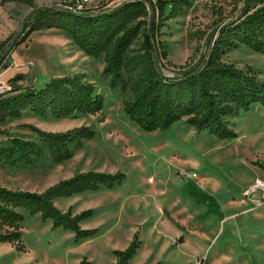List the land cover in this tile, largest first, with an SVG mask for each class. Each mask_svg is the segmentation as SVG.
I'll use <instances>...</instances> for the list:
<instances>
[{
	"label": "rangeland",
	"instance_id": "374dc122",
	"mask_svg": "<svg viewBox=\"0 0 264 264\" xmlns=\"http://www.w3.org/2000/svg\"><path fill=\"white\" fill-rule=\"evenodd\" d=\"M81 1L80 6L96 8L121 0ZM189 1L161 29L168 70L205 55L213 28L237 15L244 0ZM62 2L34 0L40 6ZM31 9L22 1L0 0V42L20 29ZM170 10L167 5L166 13ZM222 59L250 67L264 80V52L242 44L225 49ZM104 66L103 54L90 56L67 31L47 28L34 31L1 71L0 92L11 87L16 75L23 76L20 83L40 88L52 77L81 72L105 102L94 115L76 112L58 118L25 111L21 118L0 122L5 131L0 148L14 136L37 140L28 124L54 132L78 126L95 130L93 138L60 162L25 166L0 158V185L42 192L89 170L122 172L125 179L111 188L54 199L62 211L93 209L80 223L83 229H98L91 236L77 239L75 231L23 210L24 248L0 242V264H80L84 256L93 264H113V250L125 249L136 232L142 243L129 264H264V192L250 193L257 180H264V105L253 103L231 118L236 137L197 131L185 119L165 130L146 131L124 112V93L110 87ZM181 236L186 242L175 246Z\"/></svg>",
	"mask_w": 264,
	"mask_h": 264
},
{
	"label": "trees",
	"instance_id": "16d2710c",
	"mask_svg": "<svg viewBox=\"0 0 264 264\" xmlns=\"http://www.w3.org/2000/svg\"><path fill=\"white\" fill-rule=\"evenodd\" d=\"M18 1L32 9L20 29L0 42V73L9 66L12 52L34 31L60 28L88 55H104V74L110 87L123 91L124 112L146 131L165 130L185 119L197 131L221 138L236 137L231 118L253 103L264 105V80L258 79L250 67L222 59L225 49L242 44L264 52V0H244L237 15L213 28L205 55L195 63L170 70L168 46L160 38L161 29L166 19L190 5L189 0H121L96 8L80 6L81 0L41 6L34 0ZM167 5H171L169 13L165 11ZM22 79V75H16L10 79L11 87L0 92V122L21 118L25 111L59 118L76 112L94 115L104 107V95L96 91L84 73L52 77L40 88L20 83ZM28 126L38 139L11 137L10 144L0 148V158L25 166L60 162L71 157L83 140L95 135L89 126L59 132ZM4 132L0 129V137ZM260 164L264 167V163ZM124 179L122 172L89 170L62 179L42 192L0 185V242L24 248L23 210L40 213L54 227L75 231L77 239L95 234L97 228L83 229L80 224L93 215V209L62 211L54 199L100 186L111 188ZM179 240L183 241V236ZM141 243L136 232L125 249L113 250V264H129ZM80 264L93 262L84 256Z\"/></svg>",
	"mask_w": 264,
	"mask_h": 264
},
{
	"label": "built area",
	"instance_id": "2783aa9c",
	"mask_svg": "<svg viewBox=\"0 0 264 264\" xmlns=\"http://www.w3.org/2000/svg\"><path fill=\"white\" fill-rule=\"evenodd\" d=\"M257 189H261L264 192V180H257L251 187L250 193H254ZM264 208V199L261 205Z\"/></svg>",
	"mask_w": 264,
	"mask_h": 264
},
{
	"label": "crops",
	"instance_id": "0c3cea01",
	"mask_svg": "<svg viewBox=\"0 0 264 264\" xmlns=\"http://www.w3.org/2000/svg\"><path fill=\"white\" fill-rule=\"evenodd\" d=\"M257 209V208H256ZM187 240V239H186ZM186 240H184V241H182V242H180V243H178V244H175V246H178V245H180V244H182V243H185L186 242ZM136 255V254H135ZM134 255V256H135ZM115 257V256H114ZM134 258V257H133ZM133 258H131L130 259V261L133 259ZM115 260H116V257H115ZM130 261H129V263H130Z\"/></svg>",
	"mask_w": 264,
	"mask_h": 264
}]
</instances>
